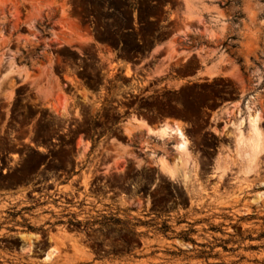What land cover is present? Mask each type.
<instances>
[{
    "label": "rangeland",
    "instance_id": "rangeland-1",
    "mask_svg": "<svg viewBox=\"0 0 264 264\" xmlns=\"http://www.w3.org/2000/svg\"><path fill=\"white\" fill-rule=\"evenodd\" d=\"M254 113L264 0H0V264H264ZM132 118L180 122L189 181Z\"/></svg>",
    "mask_w": 264,
    "mask_h": 264
},
{
    "label": "bare ground",
    "instance_id": "bare-ground-1",
    "mask_svg": "<svg viewBox=\"0 0 264 264\" xmlns=\"http://www.w3.org/2000/svg\"><path fill=\"white\" fill-rule=\"evenodd\" d=\"M6 59H7L6 64L11 69H13V71L18 68L15 65V61H14L15 58L9 57ZM247 109L251 112L250 108ZM260 119L261 118L259 116V113H254L250 115V125H249L251 128L250 134L248 136H245L242 130H238V133L236 134L237 137L235 138L236 150H237L236 154H238L237 156L242 160L243 163L246 164V170L248 172L251 171L254 163L256 162V160L264 150V136L262 135L259 128L261 121ZM127 130L130 135H135L138 133H146L148 136L151 137L153 136L160 137L162 142L176 139L178 141L177 145L175 146L177 151V153H175L176 157L174 159L172 157L171 159L172 161H169L170 159L167 160L164 157L158 159V169L160 170L161 174L167 176L172 180H178L184 183L189 181L190 171L193 170L195 166L190 149V142L188 138L185 136L184 129L180 124H174L173 126L170 123L165 122L160 126L153 127L147 124L144 120L132 118L127 123ZM224 170H225V166L220 164L217 166L215 173L220 175L224 173ZM26 241L30 245L33 243L31 242L30 238L26 239ZM49 258L50 255L48 253L46 259Z\"/></svg>",
    "mask_w": 264,
    "mask_h": 264
},
{
    "label": "crops",
    "instance_id": "crops-1",
    "mask_svg": "<svg viewBox=\"0 0 264 264\" xmlns=\"http://www.w3.org/2000/svg\"><path fill=\"white\" fill-rule=\"evenodd\" d=\"M175 124H180V122L179 121H176V120H174L173 121Z\"/></svg>",
    "mask_w": 264,
    "mask_h": 264
}]
</instances>
